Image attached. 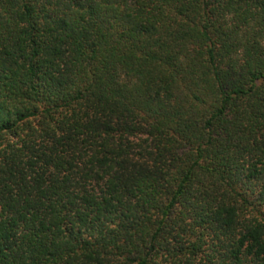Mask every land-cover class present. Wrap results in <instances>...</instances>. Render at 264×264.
Wrapping results in <instances>:
<instances>
[{
  "label": "trees",
  "instance_id": "16d2710c",
  "mask_svg": "<svg viewBox=\"0 0 264 264\" xmlns=\"http://www.w3.org/2000/svg\"><path fill=\"white\" fill-rule=\"evenodd\" d=\"M0 264H264V0H0Z\"/></svg>",
  "mask_w": 264,
  "mask_h": 264
}]
</instances>
